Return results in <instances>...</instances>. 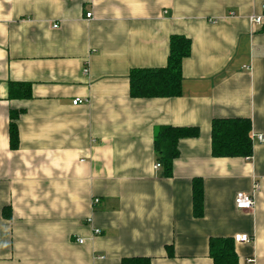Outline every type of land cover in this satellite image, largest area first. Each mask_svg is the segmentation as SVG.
<instances>
[{
	"label": "crops",
	"instance_id": "crops-1",
	"mask_svg": "<svg viewBox=\"0 0 264 264\" xmlns=\"http://www.w3.org/2000/svg\"><path fill=\"white\" fill-rule=\"evenodd\" d=\"M263 8L0 0V264H213L210 239L236 234L250 238L235 242L239 264H264V18L250 19ZM173 34L192 43L181 95L132 97L130 71L165 66ZM10 82H29L32 95L11 97ZM219 117L251 119L252 156H213ZM162 125L200 129L180 140L170 177L155 167ZM194 178L204 184L199 217ZM241 192L253 194L252 209L236 206Z\"/></svg>",
	"mask_w": 264,
	"mask_h": 264
},
{
	"label": "trees",
	"instance_id": "trees-1",
	"mask_svg": "<svg viewBox=\"0 0 264 264\" xmlns=\"http://www.w3.org/2000/svg\"><path fill=\"white\" fill-rule=\"evenodd\" d=\"M191 39L183 34L170 37L167 64L161 67L134 68L129 73L130 95L134 98L173 97L182 93V62L191 54ZM10 96L29 98L32 95L29 82H10ZM19 111H11V146L19 144L16 119ZM198 126L162 125L154 135L155 150L163 176L173 175L174 160L180 155L179 142L183 138L198 137ZM211 150L215 157H250L254 151L252 122L245 117H219L211 123ZM194 215L204 212V184L194 178L192 184ZM234 237H212L209 242L213 264H239ZM121 264H151L149 257L123 258Z\"/></svg>",
	"mask_w": 264,
	"mask_h": 264
},
{
	"label": "built area",
	"instance_id": "built-area-1",
	"mask_svg": "<svg viewBox=\"0 0 264 264\" xmlns=\"http://www.w3.org/2000/svg\"><path fill=\"white\" fill-rule=\"evenodd\" d=\"M88 17L91 16V13H88L87 14ZM263 18H264V8H263V13L262 14H254V15H251L250 19H251V22L257 24V25H261L262 24V21H263ZM56 27V25H54ZM81 99H74L73 103L74 104H78V103H81ZM256 138L258 139V141H261V142H264V135L263 134H258L256 135ZM156 168H159L160 167V164L157 163L155 165ZM256 188H258V184H256ZM99 199L96 198L94 200V202H98ZM235 203H236V206L239 208V209H252L254 204H255V201H254V196L253 194H249V193H244V192H241V193H238L236 198H235ZM95 232L96 233H100L101 230L100 229H95ZM234 239L235 241H249V236L247 234H236L234 236ZM80 242H83V239H78Z\"/></svg>",
	"mask_w": 264,
	"mask_h": 264
}]
</instances>
